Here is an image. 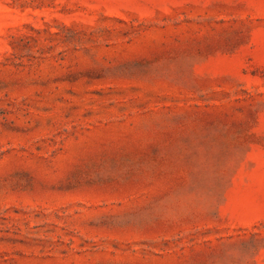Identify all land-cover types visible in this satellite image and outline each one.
<instances>
[{"label": "rangeland", "instance_id": "1", "mask_svg": "<svg viewBox=\"0 0 264 264\" xmlns=\"http://www.w3.org/2000/svg\"><path fill=\"white\" fill-rule=\"evenodd\" d=\"M0 264H264V0H0Z\"/></svg>", "mask_w": 264, "mask_h": 264}]
</instances>
